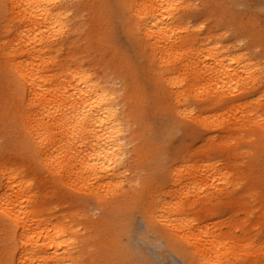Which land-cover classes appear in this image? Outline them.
<instances>
[{"label":"bare ground","instance_id":"bare-ground-1","mask_svg":"<svg viewBox=\"0 0 264 264\" xmlns=\"http://www.w3.org/2000/svg\"><path fill=\"white\" fill-rule=\"evenodd\" d=\"M224 2L0 0V264H157L148 243L184 264H235L203 211L239 180L173 147L215 116L225 134L258 119L264 153V32L236 19L233 39L225 15L207 26ZM134 214L129 247L117 236L131 240Z\"/></svg>","mask_w":264,"mask_h":264},{"label":"rangeland","instance_id":"rangeland-1","mask_svg":"<svg viewBox=\"0 0 264 264\" xmlns=\"http://www.w3.org/2000/svg\"><path fill=\"white\" fill-rule=\"evenodd\" d=\"M239 1L242 4L235 5L233 2L225 0L222 4L225 13L209 14L206 25L216 26L214 28L216 30L221 29V22L216 21L219 15H225L226 24H229L228 32L233 39L235 37L231 33V24L236 19L248 23L253 22L264 32V0ZM233 117L232 113L226 114V119ZM216 119L215 116L210 119L212 122L210 129L201 130L194 136H183L176 139L173 142V147L175 149L183 145L188 148L191 154L199 153L208 156L217 161L219 173L224 176L228 175L226 177L231 181L233 178L239 180L236 186L230 187L228 193H218L216 200L212 201V204L208 205L203 212L211 213V218L208 219L212 222L207 223L208 227L213 231L220 232V235L225 237L228 246L235 250L236 255L233 258L235 264H264V171L261 174L264 166V153L259 154L256 149L257 136L262 130L260 121L256 119L255 122L248 125L238 124L232 133L225 134V123L213 125L217 122ZM260 119H264V114ZM178 135L180 136L181 133ZM8 141L9 137L4 133V136H0V147ZM217 184L221 185V181L218 180ZM124 187L128 188L127 184ZM70 192L75 197L78 196L79 208L82 209L84 206L85 208H83L89 209L95 217L97 215L100 217L101 211L90 204V201H94L92 195L84 190ZM73 194L72 196H74ZM129 199L130 197H127L125 200ZM82 201L87 205L85 206ZM63 209H65L63 206L58 207L59 211ZM204 222L206 223V219ZM131 223V230L134 228L131 240L126 241L127 235L121 233L117 236V240L129 247H134L137 244L135 242L138 240L137 235L143 227L137 214H134ZM105 227V224H100L96 229L95 237H98V233L102 232ZM107 235L112 237V234L108 233ZM115 238L114 232V243ZM120 238H124V240ZM7 241V236L0 225V246L6 247ZM146 250L148 257L156 260L157 264H184L179 256L172 253H165L160 257L159 249L151 243L146 244Z\"/></svg>","mask_w":264,"mask_h":264}]
</instances>
